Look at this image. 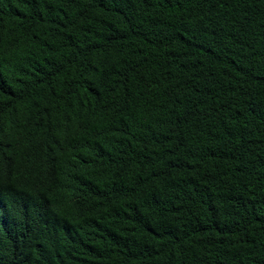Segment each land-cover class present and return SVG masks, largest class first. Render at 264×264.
Masks as SVG:
<instances>
[{"label":"trees","instance_id":"trees-1","mask_svg":"<svg viewBox=\"0 0 264 264\" xmlns=\"http://www.w3.org/2000/svg\"><path fill=\"white\" fill-rule=\"evenodd\" d=\"M0 264H264V0H0Z\"/></svg>","mask_w":264,"mask_h":264}]
</instances>
